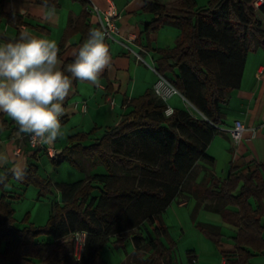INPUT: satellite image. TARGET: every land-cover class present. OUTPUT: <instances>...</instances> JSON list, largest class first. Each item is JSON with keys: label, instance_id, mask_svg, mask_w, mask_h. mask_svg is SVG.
Listing matches in <instances>:
<instances>
[{"label": "trees", "instance_id": "trees-1", "mask_svg": "<svg viewBox=\"0 0 264 264\" xmlns=\"http://www.w3.org/2000/svg\"><path fill=\"white\" fill-rule=\"evenodd\" d=\"M37 1L59 7V0ZM75 1L88 4L87 0ZM142 1L143 11L154 15L144 30L149 48L150 37L163 25H175L181 32L176 47L157 50L156 72L206 120L176 109L173 116L166 117L167 105L153 89L126 101L130 111L117 125L106 128L101 138L89 143L98 131L95 128L69 137L67 146L54 158L46 152L55 166L68 162L87 171L89 178L59 185L61 202L52 204L44 227H17L13 205L22 195L10 194L6 187L12 180L24 188L35 186L42 198L52 192V182L33 164L22 177L7 170L0 175V264H103L101 252L112 238L120 244L128 237L133 238L137 264H173L176 243L163 216L183 191L200 200L198 208L204 205L206 211L219 214L237 228L235 253L225 255L227 264H250L253 257L264 254V169H234L224 180L211 176L209 184L196 182L200 163L215 164L207 149L223 123L221 104L240 87L250 50L264 46V31L256 17L258 11L264 15V2L257 7V0H209L206 8H199L196 0H179L172 7L159 0ZM6 18L14 27L29 25L15 15ZM88 18L85 12L69 23L57 46L58 58L63 57L72 37L81 35L78 47L82 45L93 30ZM20 35L19 31L16 39ZM74 59L65 61L61 69ZM176 71L175 78L171 77ZM134 141L140 150L128 147ZM84 162L91 164L90 171ZM114 166L125 171L142 169L149 180H141L136 187L111 189ZM99 167L106 172L96 173ZM113 200L123 204L117 213L108 210ZM143 223L151 227L153 235L148 229L149 235H143ZM198 228L220 244V227L199 223ZM77 234L86 236L79 258ZM44 236L48 239L41 240ZM69 247L74 254L63 255Z\"/></svg>", "mask_w": 264, "mask_h": 264}, {"label": "crops", "instance_id": "crops-1", "mask_svg": "<svg viewBox=\"0 0 264 264\" xmlns=\"http://www.w3.org/2000/svg\"><path fill=\"white\" fill-rule=\"evenodd\" d=\"M110 1L119 13L117 23L120 34L115 40L106 38L111 61L99 75V83L74 79L72 88L63 101L64 113L61 117L63 135L52 143H43L40 149L32 148L27 140L29 133L22 132L7 113L0 112V175L7 170L24 172L32 164L39 168V163L45 160L46 152L61 153L67 146L69 137L90 133L95 128L98 129L97 132L101 130L105 132L106 128L117 125L130 111L125 104L126 101L138 98L148 90L154 89L159 79L155 68L160 58L157 50L176 47L181 34L175 25L165 24L150 37L151 48H149L144 30L146 23L151 22L154 15L143 11L142 0H87L86 6L75 0H59L58 8L49 7L46 3L37 0H7L3 3L0 0V36L15 40L20 31L34 37L54 40L57 46L69 23L85 12L89 15L88 22L93 29H99L98 18L92 12L93 7L95 5L105 12L109 8ZM159 1L172 7L179 0ZM196 2L199 8H206L209 0H196ZM8 15L21 17L29 25L14 27L8 23L6 18ZM256 17L264 31V15L258 11ZM37 27L40 29L36 30ZM80 41L81 35L69 40L67 51L61 59L58 58V68L61 69L68 59L75 58ZM0 42L4 41L0 39ZM139 56L142 60H139ZM176 73L178 71L170 76L175 78ZM226 97V103L221 104L223 123L218 127L219 132L207 149V154L215 159V164L211 166L208 163H200L203 172L202 179L196 181L198 183L209 184L211 176L224 180L234 169H264V46H254L250 50L240 87L232 90ZM113 99L115 105L111 106L110 102ZM183 100V96L175 95L169 100V104L176 110L189 112L187 105L194 106L186 99L184 102ZM85 103L88 109L83 112L82 106ZM236 121L243 122L246 128L243 140L238 145L234 144L230 133ZM71 127L77 133L66 137L65 130ZM86 128L88 129L85 131ZM12 181L6 187V192L22 195V190L25 188L18 182H16L18 185L12 184ZM188 195L196 201L193 217L196 218L199 213L206 212L213 215L206 224L221 228L223 237L220 244H216L197 228L216 249L209 252V261L212 264H227L225 255L232 256L235 253L233 239L237 235V228L224 222L219 214L206 211L204 205L198 208L200 200L190 193ZM13 208L16 213L14 205ZM169 235L176 243L173 253V264H176L175 253L178 242L170 233ZM188 255L190 264H200L201 256L196 250L188 251ZM250 264H264V254L253 257Z\"/></svg>", "mask_w": 264, "mask_h": 264}, {"label": "clouds", "instance_id": "clouds-1", "mask_svg": "<svg viewBox=\"0 0 264 264\" xmlns=\"http://www.w3.org/2000/svg\"><path fill=\"white\" fill-rule=\"evenodd\" d=\"M110 61L106 33L99 29L90 30L75 59L63 69L57 67L54 40L21 33L15 40L0 42V112L22 132L52 143L63 135V101L73 79L99 83ZM15 175L22 177L23 172Z\"/></svg>", "mask_w": 264, "mask_h": 264}, {"label": "rangeland", "instance_id": "rangeland-1", "mask_svg": "<svg viewBox=\"0 0 264 264\" xmlns=\"http://www.w3.org/2000/svg\"><path fill=\"white\" fill-rule=\"evenodd\" d=\"M187 108L193 116L206 120L203 115L191 105H187ZM87 129L88 128H86L85 131ZM65 131L66 137H68L67 135H73L77 133V131L72 129V127L67 128ZM101 131L97 132V134L92 139H90V141H93L95 138H101L104 134V132ZM128 147L135 148L136 150L141 149L139 143H136L135 141L128 143ZM108 149L111 152L112 149ZM44 157V162L39 163V173L43 178L49 179L52 182V192L48 196L40 198L39 190L35 186H30L22 190V200L15 202L14 204L16 209V225L20 229L29 226L30 224H34L36 227L46 226L49 220L52 204L55 202H61L59 185L64 183H76L86 179L89 176L87 171L77 169L68 162L63 163L60 166H55L47 155H44ZM84 165L89 171L92 169L90 163L84 162ZM202 170L203 168L198 165L196 169L198 173L196 181L202 179ZM105 172V169L102 167H99L96 170V173ZM114 172L116 176L110 185L111 189L136 187V185H138L141 180H149L148 177H150L142 169L125 171L122 168L114 166ZM12 184L18 185L15 180L12 181ZM97 195H99V193H97ZM190 199L191 197L188 195V192L183 191L180 197L177 198L167 209L163 217L164 223L169 229V233L178 242V249L175 253V257L177 259L176 264H190L188 251L191 250H196L197 254L201 256L200 264H212L209 261V252L211 250L215 251L216 249L214 245H212L213 243L201 235L197 228L199 223L209 222L210 216L213 215L206 212H201L196 216V218L193 217L196 201L194 199ZM188 201H190L189 204ZM122 208V203L117 200H113L109 204L108 210L110 212L117 213ZM142 227L143 235H149L148 232L153 235V231L151 230V227L148 226V224L143 223ZM147 229L149 230L148 232ZM40 239H48V237L44 236ZM67 240H71V238H68ZM115 241L116 238H112V241L102 250L101 255L103 264H137V260L134 256L135 249L132 237H128L120 244H115ZM49 242H52V240H49ZM73 254V247H69L68 250L63 253V255ZM38 264H40V262H38Z\"/></svg>", "mask_w": 264, "mask_h": 264}, {"label": "built area", "instance_id": "built-area-1", "mask_svg": "<svg viewBox=\"0 0 264 264\" xmlns=\"http://www.w3.org/2000/svg\"><path fill=\"white\" fill-rule=\"evenodd\" d=\"M109 8L105 12H102L98 7L94 5L92 12L97 16L98 18V26L101 31H104L106 33L107 39L115 40V38L120 34V28L118 26V19H119V13L114 6L113 2H109ZM263 4V0H257L255 2V5L259 7ZM139 60H142V58L139 56ZM159 76V79L157 83L154 85V94L157 98L162 100L166 103L167 107L165 109V116L171 117L175 113V108L172 107L169 104V100L175 96V95H181L165 78L162 76ZM182 96V95H181ZM185 100V98L183 97ZM111 106L115 105V100H111L110 102ZM88 109L87 104H83L82 111L86 112ZM246 128L241 121H236L230 131L232 141L235 145H238L243 140V135ZM255 135V132H254ZM27 140L29 145L32 148H39L43 146V143L40 142L39 138H36L32 136L31 134L27 135ZM51 157H55L56 153L52 152L50 154ZM85 234H77L75 236V246H76V256L79 258L81 256L83 246L85 243Z\"/></svg>", "mask_w": 264, "mask_h": 264}]
</instances>
